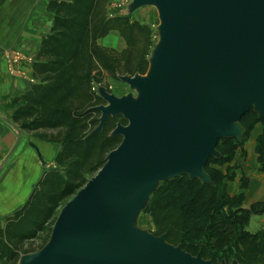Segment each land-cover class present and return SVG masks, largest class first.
Masks as SVG:
<instances>
[{"label":"water","instance_id":"water-1","mask_svg":"<svg viewBox=\"0 0 264 264\" xmlns=\"http://www.w3.org/2000/svg\"><path fill=\"white\" fill-rule=\"evenodd\" d=\"M132 1L131 10L154 5L161 17L149 70L119 75L134 96L99 85L105 103L93 107L101 112L94 132L110 116L126 119L111 132L122 141L61 208L46 244L18 264H228L136 219L162 181L186 174L211 184L205 165L221 156L218 142L243 140L251 108L264 117V0Z\"/></svg>","mask_w":264,"mask_h":264},{"label":"trees","instance_id":"trees-1","mask_svg":"<svg viewBox=\"0 0 264 264\" xmlns=\"http://www.w3.org/2000/svg\"><path fill=\"white\" fill-rule=\"evenodd\" d=\"M101 3L49 2L54 23L32 65L37 82L16 99L13 121L23 131L60 129L63 147L55 167L46 171L27 205L8 218L4 228L0 227V264H17L19 249L25 242L51 230L61 207L88 182V174L97 173L106 155L122 141L111 135L116 127L111 116L102 130L94 132L100 112L93 107L103 102L96 87L105 84L108 77L144 73L149 67L152 31L129 17L99 13ZM110 31L121 33L125 49L119 51L98 43ZM252 110L242 116L241 123ZM252 114L258 120L264 119L254 110ZM233 139L237 138L221 139L217 148L225 149ZM261 145L258 152L264 170V141ZM213 158L205 165L213 185L183 174L163 181L152 195L149 208L157 231L166 234L168 242L180 244L193 255L201 253L215 263L223 258L229 261V247L234 245V257L240 263L264 264V236L245 229L251 214L264 211V203H256L250 210L240 208L242 195L236 199L227 194L224 183L215 175L217 169L209 166ZM230 158L223 154L215 159L226 162Z\"/></svg>","mask_w":264,"mask_h":264},{"label":"crops","instance_id":"crops-1","mask_svg":"<svg viewBox=\"0 0 264 264\" xmlns=\"http://www.w3.org/2000/svg\"><path fill=\"white\" fill-rule=\"evenodd\" d=\"M51 0H0V227L22 210L38 188L51 164L56 165L63 147L60 141L45 138L55 129L23 131L13 121L16 99L26 94L36 83L33 63L42 40L50 35L54 14L49 10ZM102 46L124 49L126 41L118 31H110L98 40ZM14 50L26 52L32 61H15ZM97 92V90H96ZM98 94V92H97ZM262 121L255 126L237 154L221 168L233 170L227 180L232 194L240 193L246 177L248 189L245 206L264 201V171L260 167L259 140L263 134ZM264 219V215H261ZM257 216L256 219H259Z\"/></svg>","mask_w":264,"mask_h":264},{"label":"rangeland","instance_id":"rangeland-1","mask_svg":"<svg viewBox=\"0 0 264 264\" xmlns=\"http://www.w3.org/2000/svg\"><path fill=\"white\" fill-rule=\"evenodd\" d=\"M101 2L102 3H101V6L99 8V13H102V11H105L107 17H116V15L126 16V17H129L132 21H138L143 25L149 26V28L152 31V41H151V44H150L149 50H148V55H147V60H148V58H150L152 56V53H153L154 49L156 48L155 46L157 45V43L160 40L159 27L161 24V17L159 16L158 9L154 5H147V6H140L138 8L131 10V4L133 2L132 0H101ZM125 47H124V49H125ZM24 54H26L28 58L30 57L31 61L33 59H35L34 57L32 58L31 55H28L26 52ZM35 60H33V61L35 62ZM148 68L149 67H147V69L144 71V73H139V74L146 75L148 70H149ZM136 70H138V69H136ZM133 74H135V73H133ZM133 74H125V75H133ZM103 85L107 88V90L109 92L115 94L117 97H119V96L122 97V96H127V95H133V96L137 95L135 88L133 89L127 82L124 81L123 78H121L119 76L116 79L108 77L106 80V83ZM96 90H98V87H96ZM102 100H103V102L101 104L105 103L104 99H102ZM253 110H254V108H253ZM253 110L250 112L251 114L246 119L242 120L243 122L241 123V125L245 130V135H244L243 140H239L238 138H237L238 140L233 139L231 142H229L226 145L225 149L221 150V148L220 149L217 148V150L221 156H223V154L226 157L228 155L229 156L231 155V158L228 161H230L232 158H234L236 156V154H237L236 150L245 144V142L250 137L249 135L251 134V132L253 131L255 126L258 124V122L262 121V123L264 125V119L258 120V118L254 117V115L252 114ZM100 117H101V112H100ZM100 117H99V120H100ZM111 117L116 122V126L119 122H121L123 124L127 123L126 119L122 115L115 116V117L111 116ZM44 136H45V138H49V139L55 140L57 142L60 141L61 143H63L62 142L63 132L61 130H58L55 133H46ZM118 137H121V139H122V135H120ZM261 141H264V130H263V134L261 135L260 140H259V145H258L259 151L262 149ZM257 150H258V148H257ZM259 154H260V152H259ZM213 157L220 158V157H216V156H213ZM261 157L262 156H259L260 167H261ZM215 158H213V160L209 163V166H210V168L217 169V173L215 175H218V178L221 180L222 183H224L227 194L230 195V197L236 198V199L240 195H242L243 201L241 202L240 208H242L244 210L245 209L250 210L252 208V206L256 203L252 204L250 207L245 206V194H246V191L248 189V181H246V179H245L246 177L244 176V178H242L243 179L242 183H244L241 190H240L242 192L232 194L228 190L229 184L227 183V180H229L233 177V175L230 174L233 170L228 168L227 172L225 173L223 171V168H221V167L228 161L223 162L224 160L220 161L219 159H215ZM52 167H55V165L51 164L49 167H47V169L52 168ZM95 174L96 173H94V174L90 173L87 175V178L90 180V178L93 177ZM213 183L214 182L212 181L211 184H213ZM161 184H163V181L159 183L160 186H162ZM160 186H159V188H160ZM154 193H152V195ZM152 195H151V197H152ZM151 197L149 199L148 204L137 215L136 225H137V227L139 226L142 229L147 230L148 232L155 233L158 235H162V234H159V231H157V225L155 222V217L152 216L153 214L149 208V205L151 204V201H150ZM260 202L264 203V201H260ZM260 202H257V203H260ZM261 215H264V211L251 214L248 223L245 225V229H247L251 233L264 236V219L262 218ZM257 216H261V217H259V219H256ZM53 226H54V224H53ZM51 230H52V228H51ZM51 230L50 229L45 230V232L40 233L37 238L31 239L30 241L25 242V244L21 247V249H19L20 257L23 254L31 253L33 251H37V250L41 249L46 244V242L49 240V238L51 236V234H50ZM262 241L264 242V238L262 239ZM229 248H230L229 261H227L224 258L222 259V261H227L228 264H232L235 260H237L234 257L236 248L234 245L232 246V248L231 247H229ZM199 254H201V253H199ZM222 261H220V262H222Z\"/></svg>","mask_w":264,"mask_h":264},{"label":"built area","instance_id":"built-area-1","mask_svg":"<svg viewBox=\"0 0 264 264\" xmlns=\"http://www.w3.org/2000/svg\"><path fill=\"white\" fill-rule=\"evenodd\" d=\"M13 58L16 62L25 61V60L31 61L30 57L28 58L26 54H24L22 51H19V50H14Z\"/></svg>","mask_w":264,"mask_h":264}]
</instances>
